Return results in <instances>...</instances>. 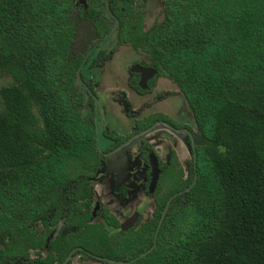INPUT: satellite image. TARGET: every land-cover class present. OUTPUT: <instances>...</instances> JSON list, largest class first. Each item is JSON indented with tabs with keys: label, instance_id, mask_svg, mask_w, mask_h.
<instances>
[{
	"label": "trees",
	"instance_id": "trees-1",
	"mask_svg": "<svg viewBox=\"0 0 264 264\" xmlns=\"http://www.w3.org/2000/svg\"><path fill=\"white\" fill-rule=\"evenodd\" d=\"M105 1L0 0V75L12 79L0 89V264L27 258L59 217L73 239L30 264H62L76 246L131 261L175 194L154 249L131 264H264V0H166L146 30L135 0L109 1L116 44L179 88L196 128L195 168L164 173L153 220L112 236L76 205L98 159L95 114L80 113L74 82L114 24Z\"/></svg>",
	"mask_w": 264,
	"mask_h": 264
},
{
	"label": "flooded vegetation",
	"instance_id": "flooded-vegetation-1",
	"mask_svg": "<svg viewBox=\"0 0 264 264\" xmlns=\"http://www.w3.org/2000/svg\"><path fill=\"white\" fill-rule=\"evenodd\" d=\"M143 15L145 20L143 25L146 30L149 26L147 25V17L144 12ZM116 32L107 39H105L104 36L103 39L96 43L95 49L87 52L79 67L81 71V79L83 81V85L80 87L84 92L76 90V92L81 94L83 98V105L80 107V113L82 114V112L88 108L87 113L94 112L95 114L94 125L96 137L94 144L96 146L95 148L98 159L94 174L88 178V189L90 190L89 196L81 202L77 201L76 205L81 207V213H89L86 223L102 225L106 234L109 236L138 231L141 226L153 220L156 209L155 198L153 195L163 174L171 172L172 170H178L184 174L183 162L181 160L183 150L188 149L189 154L191 155V160L187 165V176L191 162L193 161V167L195 168L196 161V144L194 140L196 128L193 116L190 114L191 112L189 113L188 111L189 108L187 102L179 88L170 79L159 74L158 71L148 65L144 55L134 51L136 55L143 57L140 58V60L142 59L140 62H133L127 68L126 80H124L123 75L119 74L118 71H114V69H108L100 72L99 75H95L94 72L100 70L97 68H100L102 63L107 61L105 49H109V51L113 53L116 48L120 49V47L126 46L116 44V39L114 37ZM88 64H90L91 68H88ZM136 65H140V67L146 69L151 68L155 71V74L152 77H149L148 74L133 72L131 69ZM95 67L96 70H94ZM142 78L146 79L143 86L140 84ZM164 78H166L165 80H170L176 86L178 91H157L160 84H163L164 82L162 81L158 83V80H164ZM96 79H98L99 82H97ZM112 80H115V82L118 80L120 83L125 81L124 92L116 96L113 94L108 95L114 99L116 98L115 100L120 105L122 113L129 120L121 130L114 121L105 118L107 111L101 105L102 99L100 91L97 89L98 85L101 89L108 87V82ZM107 89H109V87ZM160 89H162V87ZM177 93L181 96H178ZM130 94H134V98L130 97ZM175 97L184 100L186 104L185 107L184 102H182L180 106V118H175V115H173L168 109L164 111L158 109L159 105L163 104L167 99ZM187 112L191 122L187 119ZM154 125V128L157 126L162 127L176 137L171 139L169 135L163 134V136L157 138L154 137L151 140L141 142L138 144V148L133 149L132 151L131 144L141 136L134 138L129 143L127 142L133 136L153 127ZM153 130L154 129L148 133ZM144 156H146V159ZM152 156L156 157L159 175L156 186L153 189V192L150 193L149 186L152 173L150 157ZM182 177L185 179L184 176ZM141 188L143 199H140L139 197ZM142 203H144L145 206L141 209ZM150 204L153 206V210L149 212L150 218L147 222H142V215L144 216L146 212L149 211ZM70 210L71 207H69V211ZM115 213H119L118 215L122 220L121 222L117 220L118 218ZM74 214H78V212L74 211ZM111 218L117 222L116 226L108 225L106 223V219ZM66 219L67 218L65 217H59L56 223L48 225V229H44V226L41 227L40 225L37 232V235L41 238L40 244L36 247L27 249V258H22L21 261L14 260L12 263L8 264H30V260L33 262L34 260L44 261L48 258L50 252L54 251L55 248H58L54 245V242L57 240L64 243V246L61 248H66L65 243L72 240V235L76 232L75 227L70 225L69 222L67 223L65 221ZM129 221L130 224L126 227L127 230H123L122 225ZM106 229L116 232L114 234H109ZM70 254L72 255L69 257ZM78 254L83 256L86 255L102 264H110L106 262L105 259L120 261L91 254L90 252L85 251L83 247L76 246L70 250L62 264H70L72 259ZM68 257L69 259L67 260ZM133 260L135 261L136 258L131 261ZM131 261H127V263L130 264Z\"/></svg>",
	"mask_w": 264,
	"mask_h": 264
},
{
	"label": "rangeland",
	"instance_id": "rangeland-1",
	"mask_svg": "<svg viewBox=\"0 0 264 264\" xmlns=\"http://www.w3.org/2000/svg\"><path fill=\"white\" fill-rule=\"evenodd\" d=\"M136 1V5L138 8H140V10H142L146 17H147V25L149 27H151L155 22H157L158 20L161 19V12L164 7V3L166 0H135ZM74 5L77 6H83V0H73ZM106 51V57H107V61H104L102 63V66L100 69L95 73V75H99L100 72H103L105 70L108 69H114V71H118L119 74L124 76V80H126L127 77V68L130 66V64H132L133 62H137V61H141L140 58L143 56H139L136 55V53L132 51V49H130V47L125 46V47H120L116 48L115 52L111 53L109 51V49H105ZM88 68L90 67V64H88ZM94 70H96V67L94 68ZM98 78V77H96ZM166 78H164V80L160 79L158 80V83L163 82V84H160L159 88H157V91L163 92L164 90H175L176 92L178 91V89L176 88V86L170 81V80H165ZM97 82H99L98 79H96ZM12 83V79L9 76H5V75H0V89L4 86H8ZM157 83V84H158ZM156 84V85H157ZM109 89H107L108 87L105 88H100V86L98 85V90L100 91V95H101V105L106 109L107 111V115L105 116V118H109L111 119V121H114L116 123V125L118 127H120V130L123 128V126L125 125V123H128L129 120L124 116V114L122 113L121 107L118 104V102L108 96V95H119L120 93L125 91V81L120 83V81H116L112 80L108 82ZM162 87V89H160ZM160 89V90H159ZM75 90L79 91V92H84L83 89H81V87H78L77 89L75 88ZM178 96L179 93H177ZM134 94H130V97L134 98ZM182 102H184V100H180L178 97L175 98H169L167 99L163 104L159 105V110L164 111V110H169L173 113V115H175V118H180L179 115V111H180V106L182 104ZM184 106L186 107V104L184 102ZM0 109H1V99H0ZM88 111V108L85 109L82 112V115H86ZM189 113L190 110L188 109ZM191 114V113H190ZM187 119L191 122V119L189 117L188 112L186 113ZM112 123V122H111ZM163 134H167L171 137V139H174L176 136H174L173 134H171L168 130H165L162 127L157 126L156 128H154V130L148 134H145L143 136H141L140 138H137L132 144H131V150L133 151V149L138 148V144H140L141 142H145L148 140H151L154 137H160L163 136ZM181 160L183 162V176L186 178L187 176V165L189 164L190 160H191V155L189 154V150H183V156L181 157ZM140 199L143 197L142 194V188L140 189ZM143 199V198H142ZM144 201V200H143ZM145 204L142 203L141 204V209L144 208ZM152 204L149 205V211L146 212V214L143 216L142 215V222H147L150 218V214L149 212H151L153 209ZM116 214V213H115ZM119 214V213H118ZM117 215V220L118 221H122L121 218L119 217V215ZM107 232L109 234H114L116 231H111L110 229H106ZM85 257V258H84ZM70 264H102L101 262H98L96 260L91 259L88 256H83V255H76Z\"/></svg>",
	"mask_w": 264,
	"mask_h": 264
},
{
	"label": "water",
	"instance_id": "water-1",
	"mask_svg": "<svg viewBox=\"0 0 264 264\" xmlns=\"http://www.w3.org/2000/svg\"><path fill=\"white\" fill-rule=\"evenodd\" d=\"M109 1H110V0H106V1H105V3H104V10H105V12L107 13L108 17L111 18V19L114 21V24H113V26H112L110 32L105 36V39H107L108 37H111V36L113 35L114 32L118 31V30H119V26H120V23H119L118 19H116V17H115V16L111 13V11H110V8H109ZM131 70H132L133 72H139V73H141V74H148L149 77H152V76L155 74V71L152 70L151 68H150V69H148V68L146 69V68L140 67V65H136V66H134ZM145 81H146L145 78H142V79H141V83H140L141 86L144 85ZM81 85H83V81H82V79H81V71H80V68H79V69L77 70L76 80H75V82H74V88L77 89V88L80 87ZM167 126H168V125H167ZM154 127H155V125H154L153 127L149 128V129L144 130V131L140 132L139 134L133 136V137H132L127 143L131 142L134 138H136V137H138V136H142V135H144L145 133H148L149 131H151L152 129H154ZM170 128H171V127H170ZM150 165H151V168H152V173H151V183H150V186H149V192L152 193V192H153V189L155 188L156 183H157V181H158V175H159V174H158V173H159V172H158V168H157V160H156V157H155V156L150 157ZM195 182H196V177H195V180H194V182L192 183V185H191L189 188L185 189V192H188V191L191 189V187L195 184ZM180 193H181V192H180ZM180 193H179V194H180ZM176 195H177V194L171 196V197L169 198V200L167 201V203H166V206H165V208H164V210H163V213H162V215H161V217H160V220H159V222H158V226H157V230H156L155 235H154V245H153V246H152L147 252L140 254L138 258L144 257L146 254H149V253L154 249V246H155V244H156V238H157V235H158L159 229H160V227H161V224H162V222H163V220H164V218H165V215H166V213H167V211H168V208H169V206H170V203H171L172 199H173ZM129 224H130V221H129L128 223H126V224H123V225H122V229H123V230H127L126 227L129 226ZM130 226H131V225H130ZM73 253H74V252H73ZM71 255H72V254H70L69 257H70ZM69 257L67 258V260L69 259ZM138 258H136V260H137ZM67 260H66V261H67ZM105 261L108 262V263H110V264H129V263H127V262L114 261V260H110V259H105ZM133 261H134V260H133ZM133 261H131V263H132ZM131 263H130V264H131Z\"/></svg>",
	"mask_w": 264,
	"mask_h": 264
}]
</instances>
